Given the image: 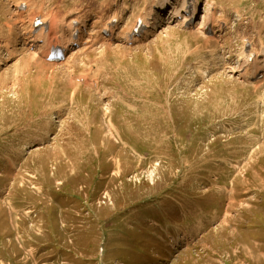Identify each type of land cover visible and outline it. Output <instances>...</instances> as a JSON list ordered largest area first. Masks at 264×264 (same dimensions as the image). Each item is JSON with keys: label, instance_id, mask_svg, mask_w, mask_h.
<instances>
[{"label": "rangeland", "instance_id": "374dc122", "mask_svg": "<svg viewBox=\"0 0 264 264\" xmlns=\"http://www.w3.org/2000/svg\"><path fill=\"white\" fill-rule=\"evenodd\" d=\"M18 1L0 0L18 43L0 47V264H264V74L234 71L264 60V0H197L191 28L155 0ZM151 11L139 41L58 62L26 45L37 16L50 43L74 13L126 32Z\"/></svg>", "mask_w": 264, "mask_h": 264}, {"label": "bare ground", "instance_id": "6f19581e", "mask_svg": "<svg viewBox=\"0 0 264 264\" xmlns=\"http://www.w3.org/2000/svg\"><path fill=\"white\" fill-rule=\"evenodd\" d=\"M23 1L26 0H20L15 5L14 8L18 15L22 17L25 12H27L26 9H21V4ZM172 0H155V7L158 10H163L162 8H165L166 6H170V12L166 13L167 18L166 24H171L174 21H176L178 18H182V20H179V24L185 25L188 24L189 21L194 18V14L196 12V0H175V3L179 1V7L177 8L175 5H171ZM116 2V1H114ZM173 4V3H172ZM154 5V4H153ZM109 6V5H108ZM107 6V7H108ZM166 7V8H167ZM39 12V10L37 11ZM104 12V11H103ZM36 13V12H35ZM40 13V12H39ZM106 15V19H108V14L104 13ZM215 12L210 7L205 9V12L202 17V21L197 24V26L201 29L207 28L210 29L211 27H215L217 30H220L224 26V22L221 19H218L215 21ZM98 15V16H97ZM151 15V14H150ZM161 15V14H159ZM37 16V15H35ZM96 16L99 17V13H90L89 15L84 16L83 22L80 25V15L72 17L68 24H63L62 29L63 33H60L58 35V40H54V42L47 43V38L54 37L59 32V29H57L56 26L52 25L45 17L42 18L40 16L34 17L33 19H29V22L32 25V28L29 32L28 40L26 41V45H29L30 49L35 50V53L42 57L43 59L47 60L48 56L50 54V50L52 47L54 48H62L66 51L65 56L68 54L71 55V52L75 49L72 48L73 44L76 45H82L87 42H92L96 44L100 41V33L103 35V33H106V38L103 37L101 39L111 40V41H117L126 43L129 41H139L140 39H144L148 33V29L155 30L157 29L160 21H158L159 17L157 15V18H153L151 21L148 18H143L142 20L138 19L131 27L129 31L126 32H118V24L115 22V17L111 18L110 20H105L102 22V26H99L100 18L96 19ZM92 20L91 22V29H89L86 33L84 31L88 27L87 21ZM161 22L164 21L162 18H160ZM54 24V23H53ZM142 26L144 30L141 33V38H131L132 32L135 31L138 27V25ZM203 26H200L202 25ZM80 25V26H79ZM79 26V27H78ZM196 27V26H195ZM38 31V32H37ZM79 32V33H78ZM33 33V34H32ZM74 33H77V40L73 39ZM216 31H212L211 36L216 35ZM64 35L68 36L70 39L61 40ZM90 38V40H87ZM0 42V47H16L18 43L11 42ZM43 43L42 46L39 44ZM252 54L250 53L248 56H246L238 65V70H234L235 73H238L239 75L247 78V79H253L259 74L264 73V60H259L256 58L257 55H255V59L250 62ZM35 58V57H34ZM70 63V62H69ZM259 63H261L259 65ZM90 64V63H89ZM66 67V64H65ZM70 67V66H69Z\"/></svg>", "mask_w": 264, "mask_h": 264}]
</instances>
